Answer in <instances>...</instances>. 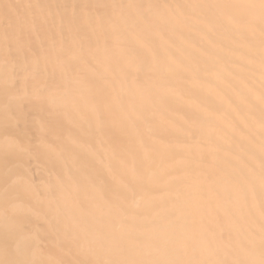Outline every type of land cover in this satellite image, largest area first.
Wrapping results in <instances>:
<instances>
[{
  "label": "bare ground",
  "instance_id": "1",
  "mask_svg": "<svg viewBox=\"0 0 264 264\" xmlns=\"http://www.w3.org/2000/svg\"><path fill=\"white\" fill-rule=\"evenodd\" d=\"M0 264H264L260 0H0Z\"/></svg>",
  "mask_w": 264,
  "mask_h": 264
},
{
  "label": "snow or ice",
  "instance_id": "2",
  "mask_svg": "<svg viewBox=\"0 0 264 264\" xmlns=\"http://www.w3.org/2000/svg\"><path fill=\"white\" fill-rule=\"evenodd\" d=\"M260 9L262 17H264V0H260Z\"/></svg>",
  "mask_w": 264,
  "mask_h": 264
}]
</instances>
